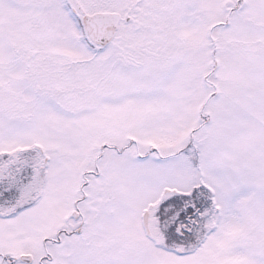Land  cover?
<instances>
[{"label":"snow or ice","instance_id":"obj_1","mask_svg":"<svg viewBox=\"0 0 264 264\" xmlns=\"http://www.w3.org/2000/svg\"><path fill=\"white\" fill-rule=\"evenodd\" d=\"M0 264H264V0H0Z\"/></svg>","mask_w":264,"mask_h":264}]
</instances>
